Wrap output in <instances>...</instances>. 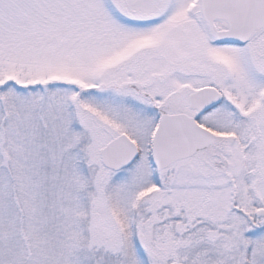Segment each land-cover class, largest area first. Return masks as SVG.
I'll return each instance as SVG.
<instances>
[{"label": "snow or ice", "instance_id": "obj_1", "mask_svg": "<svg viewBox=\"0 0 264 264\" xmlns=\"http://www.w3.org/2000/svg\"><path fill=\"white\" fill-rule=\"evenodd\" d=\"M0 264H264V0H0Z\"/></svg>", "mask_w": 264, "mask_h": 264}]
</instances>
